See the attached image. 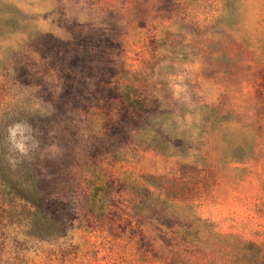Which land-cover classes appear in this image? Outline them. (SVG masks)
<instances>
[{"label": "rangeland", "instance_id": "1", "mask_svg": "<svg viewBox=\"0 0 264 264\" xmlns=\"http://www.w3.org/2000/svg\"><path fill=\"white\" fill-rule=\"evenodd\" d=\"M184 235L264 252V0H0V264H233Z\"/></svg>", "mask_w": 264, "mask_h": 264}, {"label": "trees", "instance_id": "2", "mask_svg": "<svg viewBox=\"0 0 264 264\" xmlns=\"http://www.w3.org/2000/svg\"><path fill=\"white\" fill-rule=\"evenodd\" d=\"M120 94L122 99L127 104H137L136 100L131 98L128 93L122 92ZM22 189L23 192L29 191L25 187ZM34 191L36 192V189ZM35 202L36 201H30L32 206H34L35 209H38L39 206H37V203ZM181 239L189 243H195L201 246L212 248L221 259L233 264H264V252L261 246L252 242H242L240 240L234 239L230 242L229 247L222 248V239L212 235H206L204 237H191L184 235V237H181Z\"/></svg>", "mask_w": 264, "mask_h": 264}, {"label": "clouds", "instance_id": "3", "mask_svg": "<svg viewBox=\"0 0 264 264\" xmlns=\"http://www.w3.org/2000/svg\"><path fill=\"white\" fill-rule=\"evenodd\" d=\"M26 128L20 124H16L8 129L9 142L11 144V150L18 152L21 156H27L29 152L28 145L26 143L27 137L25 136Z\"/></svg>", "mask_w": 264, "mask_h": 264}]
</instances>
